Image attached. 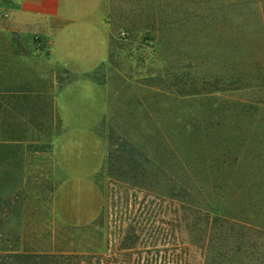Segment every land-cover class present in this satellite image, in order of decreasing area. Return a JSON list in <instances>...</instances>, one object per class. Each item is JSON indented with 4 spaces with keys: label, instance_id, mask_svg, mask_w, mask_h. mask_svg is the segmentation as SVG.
<instances>
[{
    "label": "rangeland",
    "instance_id": "rangeland-1",
    "mask_svg": "<svg viewBox=\"0 0 264 264\" xmlns=\"http://www.w3.org/2000/svg\"><path fill=\"white\" fill-rule=\"evenodd\" d=\"M113 4L109 56L88 74L0 29V250L112 253L132 238L119 264H164L184 255L159 222L174 192L229 222L188 264H264V0Z\"/></svg>",
    "mask_w": 264,
    "mask_h": 264
},
{
    "label": "crops",
    "instance_id": "crops-1",
    "mask_svg": "<svg viewBox=\"0 0 264 264\" xmlns=\"http://www.w3.org/2000/svg\"><path fill=\"white\" fill-rule=\"evenodd\" d=\"M114 1L0 0V29L9 38L30 36L65 71L88 74L109 56L106 18ZM59 96L77 103V95L68 88Z\"/></svg>",
    "mask_w": 264,
    "mask_h": 264
},
{
    "label": "trees",
    "instance_id": "trees-1",
    "mask_svg": "<svg viewBox=\"0 0 264 264\" xmlns=\"http://www.w3.org/2000/svg\"><path fill=\"white\" fill-rule=\"evenodd\" d=\"M259 15L264 22V13L260 11ZM234 35L238 38L243 37L242 31H238L236 33L234 32ZM261 71L263 76L264 64ZM262 82H264V79ZM185 193L188 194V191L186 190ZM171 196H173L172 202H175V199H177L176 203H179V209L175 214L163 216L164 220H159V222L162 225L165 224L167 227L166 230H164V241L169 245H175L177 247L180 246L184 255H177L173 258L165 257L163 260L165 262L164 264H188L191 247L197 246L198 243L201 242L203 247L209 250V244L212 242L211 237L213 235V226L218 221L223 223L229 222H226V220L224 222L221 214H219V210L217 208H213V205L210 202L205 203L204 207H200L187 199L177 198L174 192ZM261 202H264V200ZM259 207L261 209L262 205L259 204ZM90 234L92 238L93 235H95L99 236L97 237L99 240L103 239L104 241L105 239L104 233L99 230H93ZM133 238L137 240L138 236H134ZM130 239L132 240V238L124 239L119 248L110 251L112 253H109V241L108 243H105V248L104 246L101 247V244L100 246L94 244L92 247L88 246L85 248L86 250L84 252L80 251L77 253L78 251H70L68 253L56 255L20 254L18 252L4 254L5 252L0 250V264H2V259L5 257L4 255H9L7 256L8 258H14L16 262L13 264H119V258L122 256H130L127 252L138 247L136 242H127L130 241ZM174 242L177 243L174 244ZM107 252L109 256H112V259L110 257L105 258ZM152 263H154V261ZM136 264H140V262H137Z\"/></svg>",
    "mask_w": 264,
    "mask_h": 264
}]
</instances>
